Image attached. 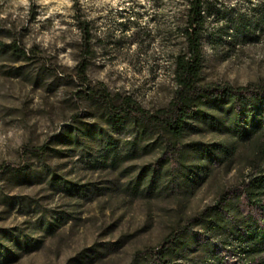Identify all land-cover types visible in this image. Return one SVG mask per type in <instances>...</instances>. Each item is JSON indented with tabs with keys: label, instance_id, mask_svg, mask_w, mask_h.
Masks as SVG:
<instances>
[{
	"label": "rangeland",
	"instance_id": "374dc122",
	"mask_svg": "<svg viewBox=\"0 0 264 264\" xmlns=\"http://www.w3.org/2000/svg\"><path fill=\"white\" fill-rule=\"evenodd\" d=\"M208 1L202 84L264 79V25L254 18L264 0ZM187 5L0 0V264H150L148 249L241 184L244 160L185 192L181 165H159V145L171 140L161 127L141 134L135 117L110 116L103 102L76 95L87 90L77 77L79 21H87L90 86L116 104L130 97L150 112L167 107ZM14 42L27 56L8 47ZM221 139L196 124L184 141Z\"/></svg>",
	"mask_w": 264,
	"mask_h": 264
},
{
	"label": "trees",
	"instance_id": "16d2710c",
	"mask_svg": "<svg viewBox=\"0 0 264 264\" xmlns=\"http://www.w3.org/2000/svg\"><path fill=\"white\" fill-rule=\"evenodd\" d=\"M208 5V0H188L186 47L175 59L176 89L168 106L155 112L130 97L116 104L106 88L90 86L87 70L93 53L92 34L88 22L79 21L83 58L77 65V77L87 90H77V97L86 93L103 102L110 116L135 117L141 134L161 127V136H170L171 140L159 145V165L171 166L174 160L181 165L177 183L185 192L195 191L216 168L224 166L231 171L239 160L245 161L241 184L222 192L216 203L195 217L191 225L173 229L160 246L148 249L150 264H264V79L245 85L202 84ZM254 18L264 25V12H256ZM8 47L27 56L16 42ZM196 124L222 139L185 143V134ZM197 224L200 229L196 231Z\"/></svg>",
	"mask_w": 264,
	"mask_h": 264
}]
</instances>
